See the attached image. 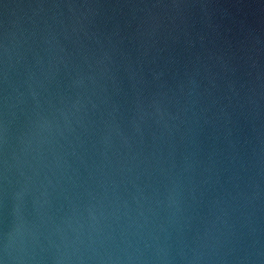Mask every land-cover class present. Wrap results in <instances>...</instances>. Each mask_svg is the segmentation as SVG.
<instances>
[{"label": "water", "instance_id": "water-1", "mask_svg": "<svg viewBox=\"0 0 264 264\" xmlns=\"http://www.w3.org/2000/svg\"><path fill=\"white\" fill-rule=\"evenodd\" d=\"M0 264H264V0H0Z\"/></svg>", "mask_w": 264, "mask_h": 264}]
</instances>
